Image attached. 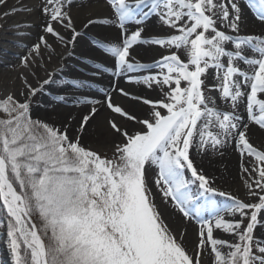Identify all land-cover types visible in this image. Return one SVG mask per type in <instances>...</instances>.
I'll list each match as a JSON object with an SVG mask.
<instances>
[{"label": "snow or ice", "instance_id": "6c2138e0", "mask_svg": "<svg viewBox=\"0 0 264 264\" xmlns=\"http://www.w3.org/2000/svg\"><path fill=\"white\" fill-rule=\"evenodd\" d=\"M21 12L42 20L15 54L19 90L0 94V235L13 264H264V143L253 142L264 134V0H0V30ZM149 22L163 34L145 38ZM97 25L118 32L89 45L112 63L90 58L84 75L70 61ZM138 45L163 52L141 62ZM48 107L73 111L59 125L33 116ZM228 150L243 196L198 162Z\"/></svg>", "mask_w": 264, "mask_h": 264}, {"label": "bare ground", "instance_id": "6f19581e", "mask_svg": "<svg viewBox=\"0 0 264 264\" xmlns=\"http://www.w3.org/2000/svg\"><path fill=\"white\" fill-rule=\"evenodd\" d=\"M23 4L32 5L36 2V0H21ZM85 4L89 2V0H83ZM92 3H95V0H92ZM15 4V0H10V5ZM98 11H105L104 9H97ZM74 14H76L79 19H83L84 16L88 14V8H79L74 9ZM248 24L247 31L249 33H259L261 28L258 24H255L252 19L251 10H248ZM42 18L40 17L38 12L28 14V13H18L14 16H11L4 23V29L0 30V47L7 49V54H0V94H7L8 92L18 91L20 88V83L15 79L16 72L13 70L14 65L19 63L18 58L16 57V53L24 54L25 47L31 46L38 39L41 29L40 22ZM27 24L31 23L33 25L32 28H21L19 30L11 27L13 24ZM255 28H258L257 30ZM25 32L28 33L24 36H17L15 33ZM164 29L156 22H149L146 28L145 33L143 34L145 38H149L152 35H161L163 34ZM34 34V35H33ZM89 35V36H88ZM88 35L84 36L82 40L77 45L76 54L79 58V63H77L76 59L70 61V65L75 69L82 71L84 75L89 74V69L92 68L90 64L88 68H81V63L87 61L90 58H94V63H103L105 66H111V60L106 57L105 54L96 48L90 47L91 41L96 39L97 37L104 38L108 41H113L117 38L118 32L116 29L110 26H102L97 25L92 27L88 33ZM9 41H17L18 46H14ZM163 52L158 46L153 45H138L135 46V55L137 59L141 60V62H152L154 59H158L160 54ZM43 75V73H41ZM15 81V82H13ZM111 81V76L108 74H104L103 76L97 78L98 86L103 87L107 86ZM122 87L129 89L134 92H138L147 96H155V93L149 92L139 85H128L125 84L123 80L120 81ZM50 97H45L44 101L47 105L50 102ZM120 103L127 104V101L123 98L117 97ZM139 114H143L142 109H136ZM73 111L70 107L64 108H53L48 107L47 110L43 108H37L33 111V114L46 120L49 122H55L59 125L63 120L67 118L69 113ZM102 118H100L99 123H102ZM97 132H90L85 137L86 143L97 142ZM253 142L256 144L264 143V134L260 132H256L253 135ZM200 165L210 174L219 177L220 179L217 181L218 184L221 185L225 190L231 191L233 193H237L243 196V188L241 185L240 174L236 170L235 167L239 165V155L238 153L228 150L223 157H210L206 156L203 160L198 161ZM194 225L189 228V240L194 239ZM2 242H4V237H1ZM3 248L6 249L5 244H3ZM7 251V250H6ZM6 257V254L4 253ZM6 264V263H5Z\"/></svg>", "mask_w": 264, "mask_h": 264}, {"label": "water", "instance_id": "95a60500", "mask_svg": "<svg viewBox=\"0 0 264 264\" xmlns=\"http://www.w3.org/2000/svg\"><path fill=\"white\" fill-rule=\"evenodd\" d=\"M1 237H4V242H2ZM3 244H5L6 249L3 248ZM7 250V251H6ZM4 253L6 254V257L4 256ZM0 255L1 258L5 261L4 264H13L11 253L8 248L7 239L4 235H0Z\"/></svg>", "mask_w": 264, "mask_h": 264}, {"label": "rangeland", "instance_id": "374dc122", "mask_svg": "<svg viewBox=\"0 0 264 264\" xmlns=\"http://www.w3.org/2000/svg\"><path fill=\"white\" fill-rule=\"evenodd\" d=\"M256 30L258 29V28H255ZM34 35V34H33ZM89 36V35H88ZM33 116H36V115H34L33 114ZM40 118V117H39ZM42 119V118H41ZM109 155H111V153H109ZM236 168V170L239 172V165L237 166V167H235ZM234 194H237V193H234ZM195 227V226H194ZM4 260L1 258V255H0V264H4ZM205 264H208V261H205Z\"/></svg>", "mask_w": 264, "mask_h": 264}]
</instances>
